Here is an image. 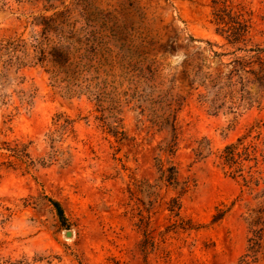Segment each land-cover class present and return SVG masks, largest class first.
I'll return each instance as SVG.
<instances>
[{"label": "rangeland", "instance_id": "obj_1", "mask_svg": "<svg viewBox=\"0 0 264 264\" xmlns=\"http://www.w3.org/2000/svg\"><path fill=\"white\" fill-rule=\"evenodd\" d=\"M230 1L253 13L250 43H264V0ZM58 10L76 20L80 54L87 48V32H94L110 62L98 81H107L116 102L99 103L88 93L69 95L41 66L12 72L10 81L0 82V99L14 95V104L8 110L2 106L0 115V264H239L252 246L249 217L256 203L242 178L215 162L216 153L257 122L260 127L248 140L260 131L254 141L264 148V103L213 114L196 95L181 108L173 99L186 94L180 89L186 55L201 52L213 67L220 59L214 52L224 53L225 62L232 57L234 48L211 21V0H34L0 10V37H30L39 30L41 14ZM86 73L96 75V69ZM21 88L34 90L32 104L11 111L20 104L13 91ZM10 112L8 121L2 114ZM57 113L76 120L77 137L55 141L60 152L70 151L71 161L63 164L60 158L30 170L20 163L8 167L4 141H32L33 158L47 155ZM173 113L177 150L166 153L173 132L161 121ZM97 117L117 120L113 124H120L124 138L117 140ZM205 139L213 153L206 149L198 156ZM160 161L175 164L180 180L190 182L180 216L195 228L174 225L177 218L167 203L179 193L158 180ZM49 197L61 202L67 226ZM218 209L226 212L213 222ZM252 264H264V253Z\"/></svg>", "mask_w": 264, "mask_h": 264}, {"label": "trees", "instance_id": "obj_2", "mask_svg": "<svg viewBox=\"0 0 264 264\" xmlns=\"http://www.w3.org/2000/svg\"><path fill=\"white\" fill-rule=\"evenodd\" d=\"M34 0H0V10L12 8L15 4L20 6ZM37 1V0H36ZM51 2V0H46ZM212 2V23L215 30L221 34L227 43L234 48L229 54L232 55L229 61H223L224 53L214 52L219 56L218 63L213 67L208 64V59L198 52L194 56H185L181 63L180 77L182 86L180 89L186 90V94L177 93L174 96L175 103L181 108L189 97L196 95V99L201 104H208L209 110L213 114L227 109L229 112H241L242 109L250 110L254 107H261L264 103V43H250L251 30L253 27V13L246 6L230 0H211ZM51 6H53L51 4ZM53 8H55L53 6ZM71 13L64 10L55 11L52 15L41 14L36 25L39 30L32 33L30 37H25L23 33L7 37H0V82L10 81L11 73H18L21 69L31 66H41L48 74L53 85L61 87L69 95H81L88 93L94 96L97 102L116 100L107 91V81L99 82V71L110 62L101 52L102 47L93 37V31L87 32V48L85 53L80 54L82 40L79 37L80 31L76 29V20L71 21ZM98 46V48H97ZM96 69V75L87 76L86 72ZM24 79V77H23ZM95 82V83H94ZM20 97V104L14 105L11 111L19 110L26 104H32L34 97L33 89L13 91ZM13 93L6 98L0 99V115L2 106L6 105L7 110L13 101ZM12 100V101H11ZM11 102V103H10ZM114 108L113 106L110 107ZM12 119V112L2 114ZM102 121V126L114 135L117 140L124 138L125 131H120V124L117 122H107L102 117H97ZM177 113L170 114L161 121V125L171 128L173 141L163 150L166 153H174L178 144ZM6 122V120H4ZM55 130L48 133L51 150L46 156L35 159L30 152L32 141L28 143L14 140L4 141L7 153L8 167H15L17 163L25 165L30 170L38 164L43 167L49 166L60 158L63 164L71 161L70 151H61L55 148L57 137L60 140L77 137L76 120L65 113H57L53 117ZM260 127V123L253 124L246 133L237 137L234 142L227 143L218 153L215 162L226 170L232 177H241L243 186L252 195L256 206L251 208L249 224L252 230V237L249 241L250 253H245L239 264H252L257 262L259 255L264 253V171L259 167V156L264 160V148L259 147L261 132L248 140L253 130ZM204 146L198 148L197 155L202 156L204 151L212 154L209 139H205ZM264 145V143H263ZM69 154V155H66ZM204 157V156H203ZM166 165L159 162L158 180L178 191V195L172 197L167 208L177 220L174 225H180L184 229L195 228L190 220L183 219L181 214V197L190 189L189 181H182L179 178L178 167L169 161ZM58 218L63 226H67V218L61 202L50 198ZM225 210L218 209L213 216V222L220 220Z\"/></svg>", "mask_w": 264, "mask_h": 264}, {"label": "water", "instance_id": "obj_3", "mask_svg": "<svg viewBox=\"0 0 264 264\" xmlns=\"http://www.w3.org/2000/svg\"><path fill=\"white\" fill-rule=\"evenodd\" d=\"M72 235H73V233H72L71 230H67V231H66V236H67V237H72Z\"/></svg>", "mask_w": 264, "mask_h": 264}]
</instances>
